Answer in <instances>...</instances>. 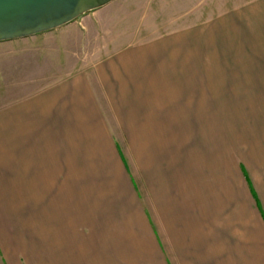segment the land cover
<instances>
[{
  "label": "crops",
  "instance_id": "obj_1",
  "mask_svg": "<svg viewBox=\"0 0 264 264\" xmlns=\"http://www.w3.org/2000/svg\"><path fill=\"white\" fill-rule=\"evenodd\" d=\"M117 1L0 42V264H264V130L245 144L230 191L199 178L190 190L183 159L172 160L171 112L148 103L166 38L40 85L74 53L50 39L74 27L82 53L86 19L100 33L101 15L119 40Z\"/></svg>",
  "mask_w": 264,
  "mask_h": 264
},
{
  "label": "rangeland",
  "instance_id": "obj_2",
  "mask_svg": "<svg viewBox=\"0 0 264 264\" xmlns=\"http://www.w3.org/2000/svg\"><path fill=\"white\" fill-rule=\"evenodd\" d=\"M109 10L120 19L119 40L104 25L108 16L101 15L100 33L86 19L90 35L82 53L74 27L50 39L74 53L62 58L66 65L56 66V59L40 85L97 63L129 42L166 38L167 64L158 65L157 96L148 103L171 112L172 160L183 159L190 190L199 178L230 191L231 172L242 161L245 144L257 128L264 130V0H119ZM180 124L189 128H176ZM110 130L118 133L111 114Z\"/></svg>",
  "mask_w": 264,
  "mask_h": 264
},
{
  "label": "water",
  "instance_id": "obj_3",
  "mask_svg": "<svg viewBox=\"0 0 264 264\" xmlns=\"http://www.w3.org/2000/svg\"><path fill=\"white\" fill-rule=\"evenodd\" d=\"M115 0H0V42L61 28Z\"/></svg>",
  "mask_w": 264,
  "mask_h": 264
}]
</instances>
